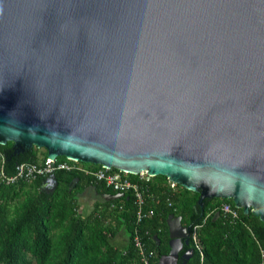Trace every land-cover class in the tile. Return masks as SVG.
<instances>
[{
  "label": "water",
  "instance_id": "1",
  "mask_svg": "<svg viewBox=\"0 0 264 264\" xmlns=\"http://www.w3.org/2000/svg\"><path fill=\"white\" fill-rule=\"evenodd\" d=\"M8 141L12 167L34 146L163 175L200 210L231 199L258 212L264 239V0H0ZM166 220L156 264L187 243L180 217Z\"/></svg>",
  "mask_w": 264,
  "mask_h": 264
},
{
  "label": "trees",
  "instance_id": "2",
  "mask_svg": "<svg viewBox=\"0 0 264 264\" xmlns=\"http://www.w3.org/2000/svg\"><path fill=\"white\" fill-rule=\"evenodd\" d=\"M10 147V141L0 144V152ZM45 154L43 148L33 146L14 164L35 162ZM3 171L13 173L12 164L3 161ZM52 174L55 184L49 190L41 187L46 176L31 182L0 184V264H143L132 242L134 230L144 250L153 253L146 264H156L168 252V215L179 216L187 228V243L178 251L175 264H264V239L256 233L263 225L258 212L248 210L243 214L231 199L210 198L200 210L197 192L178 184L170 188L166 177L155 175L145 185L143 195L142 211L150 210L151 215L136 222L131 193L96 202L83 214L78 208V194L89 188L97 195L116 192L81 173L57 170ZM223 202L237 212V218L214 209ZM195 225L201 256L191 239ZM120 228L126 234L121 248L111 243ZM188 249L191 253L184 259Z\"/></svg>",
  "mask_w": 264,
  "mask_h": 264
},
{
  "label": "built area",
  "instance_id": "3",
  "mask_svg": "<svg viewBox=\"0 0 264 264\" xmlns=\"http://www.w3.org/2000/svg\"><path fill=\"white\" fill-rule=\"evenodd\" d=\"M46 157V155L41 156L35 162H17L14 164L13 173L6 174L3 171L4 156L2 155V152H0V184L12 185L17 181L31 182L36 177L48 176L57 170L77 172L102 183L104 187L110 188L116 193H131L135 205L136 222L140 221L144 216L151 215L150 210L146 213L142 211L143 195L146 192L145 185L150 182V179L153 177L145 171L130 173L124 170L106 168L101 165H99V167H92L88 165L89 163L73 160L68 157H64L62 160L58 159V156L52 157V160ZM167 182L170 188H174L176 183L168 180ZM214 209L219 210L221 213L228 215L232 219L237 218V212L226 202L220 203L218 206L214 207ZM196 227L197 226L195 225L192 228L191 239L194 248L197 250L199 256H201V245L198 243L195 235ZM132 242L140 255L142 263L146 264L148 257L153 256V253L144 250L136 230L133 231ZM262 255L261 252V256Z\"/></svg>",
  "mask_w": 264,
  "mask_h": 264
},
{
  "label": "crops",
  "instance_id": "4",
  "mask_svg": "<svg viewBox=\"0 0 264 264\" xmlns=\"http://www.w3.org/2000/svg\"><path fill=\"white\" fill-rule=\"evenodd\" d=\"M46 155V154H45ZM46 178V177H45ZM54 184H48L47 182H45V179L43 180V182L41 183V187L46 189V190H49L51 188H53ZM73 186V185H72ZM81 198L85 199L86 201V204H87V207H88V212L92 209L93 205L97 202H104V201H107V200H112V199H108V198H105L103 197L102 194H96L93 189H87L85 191H83L82 193L78 194L77 196V203H78V208L79 210H81L82 208H84V203H82V200ZM181 224V223H180ZM166 225H167V220H166ZM182 225V224H181ZM184 226V225H182ZM168 232V231H167ZM114 238V237H113ZM125 240V239H124ZM126 242V240H125ZM124 242V243H125ZM123 243V244H124ZM169 249V247H168Z\"/></svg>",
  "mask_w": 264,
  "mask_h": 264
},
{
  "label": "rangeland",
  "instance_id": "5",
  "mask_svg": "<svg viewBox=\"0 0 264 264\" xmlns=\"http://www.w3.org/2000/svg\"><path fill=\"white\" fill-rule=\"evenodd\" d=\"M40 149H42V148H40ZM81 200H82V203H84V208H82L81 210H80V212L81 213H83V214H86V213H88V207H87V204H86V200L85 199H83V198H81ZM126 240V234H125V232H124V230L122 229V228H120L118 231H117V233L115 234V236H114V238L111 240V243H113L114 245H116L117 247H119V248H121V247H123L124 246V242H125V240ZM124 243V244H123Z\"/></svg>",
  "mask_w": 264,
  "mask_h": 264
},
{
  "label": "bare ground",
  "instance_id": "6",
  "mask_svg": "<svg viewBox=\"0 0 264 264\" xmlns=\"http://www.w3.org/2000/svg\"><path fill=\"white\" fill-rule=\"evenodd\" d=\"M166 263H168V262L166 261Z\"/></svg>",
  "mask_w": 264,
  "mask_h": 264
}]
</instances>
